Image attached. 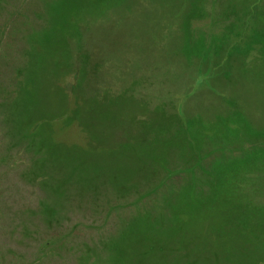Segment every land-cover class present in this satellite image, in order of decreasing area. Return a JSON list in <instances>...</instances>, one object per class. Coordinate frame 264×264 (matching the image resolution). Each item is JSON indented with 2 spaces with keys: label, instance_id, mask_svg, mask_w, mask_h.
I'll return each instance as SVG.
<instances>
[{
  "label": "rangeland",
  "instance_id": "rangeland-1",
  "mask_svg": "<svg viewBox=\"0 0 264 264\" xmlns=\"http://www.w3.org/2000/svg\"><path fill=\"white\" fill-rule=\"evenodd\" d=\"M144 1L0 0L1 260L264 264V0Z\"/></svg>",
  "mask_w": 264,
  "mask_h": 264
},
{
  "label": "crops",
  "instance_id": "crops-1",
  "mask_svg": "<svg viewBox=\"0 0 264 264\" xmlns=\"http://www.w3.org/2000/svg\"><path fill=\"white\" fill-rule=\"evenodd\" d=\"M138 1V4H143L144 5V0H137ZM147 1V0H146ZM157 1H160V0H157ZM161 1H164V0H161ZM140 2H142V3H140ZM132 5V4H131ZM142 5V6H143ZM157 5L159 6V2H157ZM127 6H129L130 7V4L129 5H127ZM126 6V7H127ZM132 6H134V5H132ZM146 6H147V4H146ZM134 8V7H133ZM125 9V8H124ZM126 9H128V8H126ZM128 10H130V8L128 9ZM164 11H165V8L163 7V11H157V12H154V13H151L150 15L149 14H147L148 16H146V20H148L149 19V17L150 16H153V17H155V16H157L158 18H160V16L161 17H165L164 16ZM179 13L181 12V10L180 11H178ZM135 17H136V15H134ZM140 17H142V16H140ZM139 18V17H138ZM142 18H144V17H142ZM165 22V21H164ZM164 24H162V27L160 28V27H158V29H155V28H150L149 26H145L144 28L145 29H143V30H146L147 32H153V31H156L157 33H165L166 32V29H165V25L163 26ZM139 29V27H137L136 28V30H138ZM141 29H142V27H141ZM132 30V29H131ZM134 30H135V28H134ZM143 30H142V32H143ZM145 31V32H146ZM127 32H129V30H127ZM104 34V36H107V35H109L107 38H105L104 40L102 39V38H100L99 40L97 39L98 38V36H101V35H99V34ZM112 33H113V30H112V27L110 26H106V25H102V26H100V30L98 29V32H97V35H96V42H95V44H94V46H95V49H96V51H94V56L95 57H97L98 58V56L100 55V56H102L103 58H105V59H114L115 58V56H117V55H120V56H125V57H127L126 55H127V53H123V51H121V52H119L118 51V44H117V42H114L113 43V41H116V40H118V38L114 35V36H112ZM113 38V39H112ZM165 39V38H164ZM154 40H155V37H154ZM158 40V39H157ZM126 46H127V44H126ZM132 47H133V51L131 52V55L130 56H128V58H135V57H138L137 55H139V53L136 51L135 52V50H134V46L132 45ZM126 48H128V47H126ZM99 49V50H98ZM152 49V48H151ZM118 51V52H117ZM149 54V53H148ZM141 57H145V56H142L141 55ZM103 58H101V59H103ZM112 61H114V60H112ZM132 63H136V61H133L132 60ZM102 111H104V110H102Z\"/></svg>",
  "mask_w": 264,
  "mask_h": 264
},
{
  "label": "trees",
  "instance_id": "trees-1",
  "mask_svg": "<svg viewBox=\"0 0 264 264\" xmlns=\"http://www.w3.org/2000/svg\"><path fill=\"white\" fill-rule=\"evenodd\" d=\"M24 226L25 225H23L22 228ZM16 233H18V232H16ZM18 234L26 235L24 232L18 233ZM17 237H19V238H17ZM12 239L14 242L12 245H10L9 243H0V251L3 253L1 255V257L4 254H17L18 251L20 252V255H21V251L26 250L24 248H22L21 250H18L16 248V244L18 241L20 243L24 242L23 241L24 238L22 236L21 237L15 236V238H12ZM56 242H57V240H56ZM56 244H57L58 248H57V250H55L53 252L51 250L53 247V242L50 243V241L49 242L46 241L43 244H41L40 246L34 247V249L37 251L36 253H38V257L36 256L37 260L35 261V262H37L36 264H62L61 261L65 262L67 259L66 258L67 255L64 253L63 247L61 246L60 241L58 240V242ZM40 258H42V259H40ZM9 263L10 262L8 259H3V260L0 259V264H9Z\"/></svg>",
  "mask_w": 264,
  "mask_h": 264
}]
</instances>
